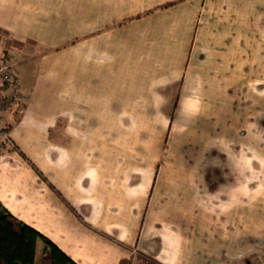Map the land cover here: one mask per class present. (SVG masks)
Listing matches in <instances>:
<instances>
[{"label":"crops","instance_id":"crops-1","mask_svg":"<svg viewBox=\"0 0 264 264\" xmlns=\"http://www.w3.org/2000/svg\"><path fill=\"white\" fill-rule=\"evenodd\" d=\"M52 1L0 0L5 209L76 264H264V0Z\"/></svg>","mask_w":264,"mask_h":264},{"label":"trees","instance_id":"trees-1","mask_svg":"<svg viewBox=\"0 0 264 264\" xmlns=\"http://www.w3.org/2000/svg\"><path fill=\"white\" fill-rule=\"evenodd\" d=\"M43 243L36 258L37 245ZM76 264L56 244L15 218L0 202V264ZM120 264H130L122 261Z\"/></svg>","mask_w":264,"mask_h":264},{"label":"rangeland","instance_id":"rangeland-1","mask_svg":"<svg viewBox=\"0 0 264 264\" xmlns=\"http://www.w3.org/2000/svg\"><path fill=\"white\" fill-rule=\"evenodd\" d=\"M76 0H67L72 3ZM53 3L52 0H47V4ZM22 106H18L17 112L20 111ZM16 108V107H15ZM21 108V109H19ZM169 118H173L174 112H167ZM141 118L138 124L141 125V140H142V155L143 156H163L165 151V140L168 130V117H165L164 112H140ZM133 119V113L127 112V118ZM133 125V123L131 122Z\"/></svg>","mask_w":264,"mask_h":264},{"label":"built area","instance_id":"built-area-1","mask_svg":"<svg viewBox=\"0 0 264 264\" xmlns=\"http://www.w3.org/2000/svg\"><path fill=\"white\" fill-rule=\"evenodd\" d=\"M20 72L13 62L6 59L0 60V84H6L8 88L3 89L0 94V104L9 106L15 99L22 96L21 89L19 88ZM4 121L0 116V128Z\"/></svg>","mask_w":264,"mask_h":264}]
</instances>
